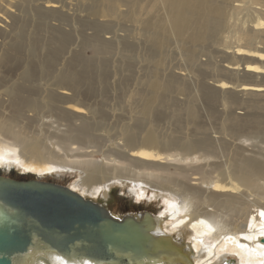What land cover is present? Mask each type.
I'll use <instances>...</instances> for the list:
<instances>
[{"label":"bare ground","instance_id":"6f19581e","mask_svg":"<svg viewBox=\"0 0 264 264\" xmlns=\"http://www.w3.org/2000/svg\"><path fill=\"white\" fill-rule=\"evenodd\" d=\"M0 168L167 193L152 264H264V0H0Z\"/></svg>","mask_w":264,"mask_h":264},{"label":"water","instance_id":"95a60500","mask_svg":"<svg viewBox=\"0 0 264 264\" xmlns=\"http://www.w3.org/2000/svg\"><path fill=\"white\" fill-rule=\"evenodd\" d=\"M149 212L117 215L67 185L0 175V264H149Z\"/></svg>","mask_w":264,"mask_h":264},{"label":"rangeland","instance_id":"374dc122","mask_svg":"<svg viewBox=\"0 0 264 264\" xmlns=\"http://www.w3.org/2000/svg\"><path fill=\"white\" fill-rule=\"evenodd\" d=\"M85 56L90 57L92 55L88 51V53L85 52ZM117 59L119 61V56H115V57L112 58V61H113L112 64L113 65L118 64V61H116ZM117 66L118 65H116V67ZM117 68H114V69L117 70ZM119 73H121V72L118 69L117 70V74L115 75L116 77L112 75V77H111L112 80L110 79V81L112 82V84H110V88L111 89L109 88L108 94L106 96L107 98L105 100L106 103L104 101V104L102 106V109L107 108V109H110L111 111L113 110L112 112L111 111L109 112V110H107V112L109 113L108 117L111 116V118L108 119L107 123H110V122L113 123L114 127H115V125L117 127L119 125V122H120L118 119L116 120L114 118L118 117V116L123 117L122 115L125 116V114H123V112L126 113L125 110H127V109L126 108L124 109V106L128 105L127 104L128 102L124 101L126 97H124L123 100H122V98L117 100V98L119 97V92H120L119 90L120 89H119V86L117 85V83L115 84V81L117 82V79L120 77ZM131 82H132V84H128L130 89L134 88V85H133L134 83H135V86L137 87V84H136V82L134 80H131L129 83H131ZM111 85L113 86L114 89L111 87ZM131 85L133 86V88H131ZM115 86H116V88H115ZM98 97L99 98H96L97 100L98 99L101 100L100 98H103L101 96V94H99ZM115 100L117 102L118 101H122V102H118L119 105L116 106ZM122 104H123L122 109H120L121 108L120 106ZM125 104H127V105H125ZM113 105H114V107L115 106L117 107L115 109V111H114ZM103 107H105V108H103ZM117 109H119L120 111L117 110ZM114 112L116 113L117 116L114 115ZM120 113H122V114H120ZM112 115H114L115 117L112 116ZM126 115H127V113H126ZM117 121H119L118 124H117ZM111 123L108 124L109 125L108 128L110 127V125H111V127H113ZM114 127L112 129H110V133H112V132L114 133V130L115 131L117 130ZM31 128H33V126ZM103 136H105V134H103ZM106 143L109 144L108 142H106ZM249 148H251V147H249ZM96 154L94 155V157L99 160L100 156H99L98 153H96ZM0 175H4V176L16 178V179L37 178L33 174H22V173L17 172L15 169L8 170V169H5V168H0ZM76 176H77V174L74 173V172H72V173L70 172L69 173V172H65L64 171V172H61V173H57L56 172V173H53L52 175L38 177V178H40L42 180L58 183V184H61V185H68L69 183H71L73 180L76 179ZM125 181L126 180H123L121 182L120 181L119 182L115 181L114 183L110 184V186L108 188L110 197L107 198L106 200L97 197V198H95L96 199L95 202L99 203L100 205L105 206L106 208H108V210H110L112 213L117 214V215H126V214H132V213L134 214V213H139V212H149V213L154 214V215H160L166 209V201H165L166 198L163 197V196L168 197L167 193L161 192V191H157V190H153V189L149 188L148 186L143 185L141 187V189H144L145 190L144 193H146V194H144V196H142L141 198L136 199L134 193H132L131 190H130V187H133L132 186L133 183L129 182V181H126V182ZM152 192H155L157 194V196L154 197V198H149V197H151V193Z\"/></svg>","mask_w":264,"mask_h":264},{"label":"snow or ice","instance_id":"6c2138e0","mask_svg":"<svg viewBox=\"0 0 264 264\" xmlns=\"http://www.w3.org/2000/svg\"><path fill=\"white\" fill-rule=\"evenodd\" d=\"M260 216H261V218H264V211H261L260 212ZM211 230L214 231V229H211ZM260 232H261V235H264V225L261 226ZM227 239L228 240H231L232 238L231 237H228ZM245 239H250V237H245ZM201 243H203V240H201ZM215 254L216 253L214 251L211 253V255H215Z\"/></svg>","mask_w":264,"mask_h":264}]
</instances>
